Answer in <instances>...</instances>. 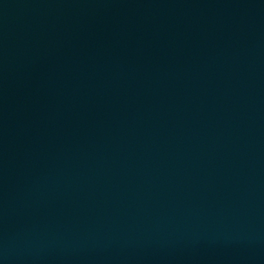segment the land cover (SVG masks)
<instances>
[{
	"label": "water",
	"instance_id": "1",
	"mask_svg": "<svg viewBox=\"0 0 264 264\" xmlns=\"http://www.w3.org/2000/svg\"><path fill=\"white\" fill-rule=\"evenodd\" d=\"M0 264H264V0H0Z\"/></svg>",
	"mask_w": 264,
	"mask_h": 264
}]
</instances>
